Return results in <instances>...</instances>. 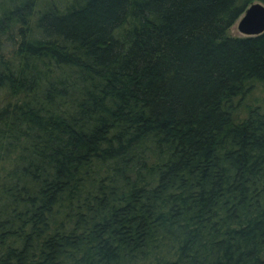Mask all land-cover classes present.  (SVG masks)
Listing matches in <instances>:
<instances>
[{
	"label": "trees",
	"instance_id": "1",
	"mask_svg": "<svg viewBox=\"0 0 264 264\" xmlns=\"http://www.w3.org/2000/svg\"><path fill=\"white\" fill-rule=\"evenodd\" d=\"M264 0H0V264H264Z\"/></svg>",
	"mask_w": 264,
	"mask_h": 264
},
{
	"label": "water",
	"instance_id": "2",
	"mask_svg": "<svg viewBox=\"0 0 264 264\" xmlns=\"http://www.w3.org/2000/svg\"><path fill=\"white\" fill-rule=\"evenodd\" d=\"M237 28L244 36L258 35L264 31V4L251 3L237 19Z\"/></svg>",
	"mask_w": 264,
	"mask_h": 264
},
{
	"label": "rangeland",
	"instance_id": "3",
	"mask_svg": "<svg viewBox=\"0 0 264 264\" xmlns=\"http://www.w3.org/2000/svg\"><path fill=\"white\" fill-rule=\"evenodd\" d=\"M237 22L238 20H236L232 26L229 28V33L233 36H244V34H242L238 28H237Z\"/></svg>",
	"mask_w": 264,
	"mask_h": 264
}]
</instances>
